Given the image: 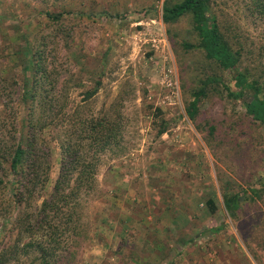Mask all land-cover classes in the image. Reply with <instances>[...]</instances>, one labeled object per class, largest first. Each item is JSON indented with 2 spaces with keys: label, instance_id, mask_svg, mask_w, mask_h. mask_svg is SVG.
Masks as SVG:
<instances>
[{
  "label": "rangeland",
  "instance_id": "374dc122",
  "mask_svg": "<svg viewBox=\"0 0 264 264\" xmlns=\"http://www.w3.org/2000/svg\"><path fill=\"white\" fill-rule=\"evenodd\" d=\"M163 1L0 0V85L6 87L5 94L21 91L29 79L24 50L31 49L35 55L39 51L49 76L50 85H45L54 84L52 99L62 108L61 115L51 114L56 124L41 132L51 164L42 196L49 194L59 170L57 138L68 129L65 114L98 116L111 108L121 136L118 145L102 155L96 196L85 204L87 239L73 264H110L100 258L107 255L111 261L117 251L100 253V246L120 239L115 226L127 223V216L149 209H164L166 220L177 215V239H167L158 264H264V124L248 115L243 103L252 91L235 99L221 86L211 88L189 117L187 105L199 79L218 74L235 91L234 72L219 68L202 49L183 46L197 42L191 16L165 23ZM255 4L210 1L250 78L264 65V14ZM14 98L16 104L17 95ZM17 124L21 131L20 119ZM8 134L4 130L7 142ZM3 168L0 177L6 178L7 162ZM252 189L262 191L257 195ZM232 195L240 198L235 216L224 207V198ZM8 196L1 188L0 246L10 240L8 229L16 212L3 217ZM209 198L215 203L213 213L206 205ZM130 224L122 240L140 244V224L134 218ZM218 226L220 231L209 232ZM90 256H97L98 262Z\"/></svg>",
  "mask_w": 264,
  "mask_h": 264
},
{
  "label": "trees",
  "instance_id": "16d2710c",
  "mask_svg": "<svg viewBox=\"0 0 264 264\" xmlns=\"http://www.w3.org/2000/svg\"><path fill=\"white\" fill-rule=\"evenodd\" d=\"M210 1L164 0L162 3L161 18L165 23L174 22L183 15L191 16L197 42H183L185 48L202 49L219 68L234 72L235 91L221 75L210 74L200 78L191 93L187 113L190 118L195 116L199 102L211 88L221 86L228 96L235 99L242 98L245 90L249 89L252 91L250 99H243L246 113L264 124V65L257 69L258 76L254 78H250L247 68H241V52L225 38ZM254 2L257 11L263 15L264 0ZM47 15L58 18L61 14ZM24 53L28 57L26 66L31 75L21 91L14 89L5 94L6 87L0 85L1 171L4 170L3 163L7 162L6 178L0 177V189L5 188L10 195L3 206V214L7 213L3 217L7 219L10 212L16 211L8 229L10 240L0 246V264H73L77 261L78 248L87 239L83 221L85 204L96 196V175L102 155L118 145L122 128L110 115L111 108L98 116L84 117L78 111L65 114L68 129L57 138L61 155L59 170L49 194L42 196L51 164L50 149L41 132L45 127L56 124L51 114L55 117L61 115L62 108L53 102L54 84L52 88L45 85H50L47 81L49 76L42 68L39 51L35 55L33 50L25 49ZM5 95L11 102L2 100ZM16 95L17 101L13 104L11 99ZM157 110L160 111L159 108ZM19 119L21 131L17 124ZM165 129L163 125L159 133ZM4 130L9 133L8 142L4 139ZM209 131H213V126ZM259 191L262 190L252 189L254 194ZM206 205L210 213L215 211L212 198L206 201ZM239 205L238 195L224 198V207L230 216L236 215ZM221 228L208 230L216 233Z\"/></svg>",
  "mask_w": 264,
  "mask_h": 264
},
{
  "label": "crops",
  "instance_id": "0c3cea01",
  "mask_svg": "<svg viewBox=\"0 0 264 264\" xmlns=\"http://www.w3.org/2000/svg\"><path fill=\"white\" fill-rule=\"evenodd\" d=\"M133 199H136V197L134 196ZM136 201L138 202V199L135 200V202ZM135 215L136 216H127V223H121L123 225L120 224V226L118 225L119 227L117 225L115 226L117 234L120 235V239H118L116 236V240H112V242L109 241L110 243L108 242L103 244V246H100V253H102V251L104 252V250L107 252L111 249L112 251H117L118 255H113L111 258V261L113 263L107 258V255L106 257L102 256L100 258L101 262H109L110 264H158L161 262V258H159V255H161V251L164 245H167V239H171L172 241H175L177 239V237L173 235H176L179 232L177 226V218L175 217L177 215L174 216L173 214H170L169 220H166L164 219L166 215L164 209H161L160 211L154 210V213H152L149 209L145 214L144 212H139ZM133 218L140 224V234L142 233L143 243L142 241L140 242V244H134L131 242L124 243V241L122 240L121 235L127 232V228L125 227V225L131 227L132 224H130V222L133 220ZM137 218L139 219L137 220ZM113 222L115 223V221ZM133 231L134 230H132V232ZM171 245L172 244H169L170 249H172ZM130 248L132 249L131 252L128 250ZM135 248L136 252H133ZM147 248L150 249L149 252ZM90 260L98 262L97 256H92Z\"/></svg>",
  "mask_w": 264,
  "mask_h": 264
},
{
  "label": "built area",
  "instance_id": "2783aa9c",
  "mask_svg": "<svg viewBox=\"0 0 264 264\" xmlns=\"http://www.w3.org/2000/svg\"><path fill=\"white\" fill-rule=\"evenodd\" d=\"M168 85H170L171 83H170V81H168V83H167Z\"/></svg>",
  "mask_w": 264,
  "mask_h": 264
}]
</instances>
